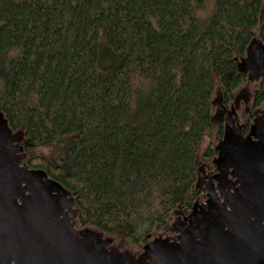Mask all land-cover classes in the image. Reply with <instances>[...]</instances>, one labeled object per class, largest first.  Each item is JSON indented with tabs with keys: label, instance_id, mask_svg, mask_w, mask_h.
Instances as JSON below:
<instances>
[{
	"label": "trees",
	"instance_id": "16d2710c",
	"mask_svg": "<svg viewBox=\"0 0 264 264\" xmlns=\"http://www.w3.org/2000/svg\"><path fill=\"white\" fill-rule=\"evenodd\" d=\"M261 8L262 0H0V114L22 131L25 151L72 141L59 165L27 166L71 195L82 226L132 244L156 226L168 231L172 212L187 215L197 199L215 78L227 105L248 79L237 59L253 38L264 43ZM255 80L252 111L264 103V71Z\"/></svg>",
	"mask_w": 264,
	"mask_h": 264
},
{
	"label": "rangeland",
	"instance_id": "374dc122",
	"mask_svg": "<svg viewBox=\"0 0 264 264\" xmlns=\"http://www.w3.org/2000/svg\"><path fill=\"white\" fill-rule=\"evenodd\" d=\"M264 15V0L259 19ZM258 29H255V34ZM239 72H246L247 81L237 88L228 104L223 103V91L218 78L210 103L212 111L211 127L205 130L199 145L197 163V199L187 215L181 208L172 212L170 229L165 231L156 226L146 243L132 244L123 234L107 235L92 226H82L79 213L75 209L71 195L58 184L48 179L42 171L30 169L27 161L44 158L52 165H59L66 151L71 147L70 136L60 138L53 144H43L31 152L25 151L26 141L22 131L12 132L0 114V124L6 133L11 162L8 168L14 174L13 185L15 199L22 208L28 193L18 178L29 173L35 180L46 186V193L61 198V216L56 229L58 237L67 241L70 247L78 251L89 250L92 259L99 264H175L184 262L192 248V242L200 240L207 222L212 219L209 207L212 195H217L227 211L232 210V203L245 196L247 186L242 177L233 178L230 171L224 169L225 146L228 132L242 135L243 141L255 152L264 148V103L252 111L254 91L258 87L255 80L264 71V43L253 38L245 55L237 59ZM249 115L253 116L249 133H242ZM222 130V132H220ZM207 149L215 155L207 159ZM32 164H36L35 161ZM264 223V222H263ZM57 240V239H56Z\"/></svg>",
	"mask_w": 264,
	"mask_h": 264
},
{
	"label": "water",
	"instance_id": "95a60500",
	"mask_svg": "<svg viewBox=\"0 0 264 264\" xmlns=\"http://www.w3.org/2000/svg\"><path fill=\"white\" fill-rule=\"evenodd\" d=\"M10 162L0 124V264H99L91 251H78L55 230L49 232L58 226L62 200L46 193V186L29 173L18 178L28 193L19 206ZM224 169L243 178L246 195L232 203L231 211L212 195V219L202 238L192 242L184 262L175 264H264V148L255 152L242 135L228 132Z\"/></svg>",
	"mask_w": 264,
	"mask_h": 264
}]
</instances>
